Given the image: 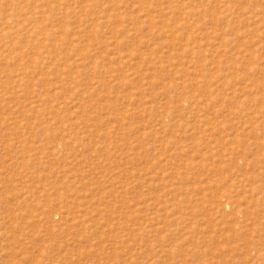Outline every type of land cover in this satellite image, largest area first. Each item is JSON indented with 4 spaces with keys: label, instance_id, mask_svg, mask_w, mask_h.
Masks as SVG:
<instances>
[{
    "label": "rangeland",
    "instance_id": "rangeland-1",
    "mask_svg": "<svg viewBox=\"0 0 264 264\" xmlns=\"http://www.w3.org/2000/svg\"><path fill=\"white\" fill-rule=\"evenodd\" d=\"M0 264H264V0H0Z\"/></svg>",
    "mask_w": 264,
    "mask_h": 264
}]
</instances>
